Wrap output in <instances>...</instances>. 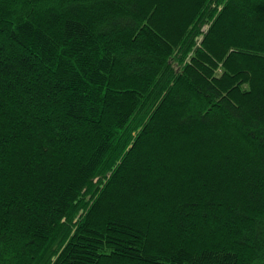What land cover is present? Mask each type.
Returning <instances> with one entry per match:
<instances>
[{"label": "trees", "instance_id": "16d2710c", "mask_svg": "<svg viewBox=\"0 0 264 264\" xmlns=\"http://www.w3.org/2000/svg\"><path fill=\"white\" fill-rule=\"evenodd\" d=\"M0 264H264V0H0Z\"/></svg>", "mask_w": 264, "mask_h": 264}]
</instances>
